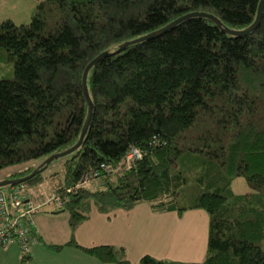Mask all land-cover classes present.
<instances>
[{
  "label": "trees",
  "instance_id": "16d2710c",
  "mask_svg": "<svg viewBox=\"0 0 264 264\" xmlns=\"http://www.w3.org/2000/svg\"><path fill=\"white\" fill-rule=\"evenodd\" d=\"M258 1L42 0L27 24L0 20V56L12 62V78L0 80V170L37 161L7 180L23 178L77 142L87 110L81 75L96 56L192 12L242 30ZM85 86L92 108L79 147L47 177L52 162L20 183L37 200L65 197L57 213L67 217L68 245L99 264H129L122 247L83 248L73 233L92 208L108 216L146 203L156 214H206L203 261L188 264H264V7L242 37L186 19L103 57ZM131 147L140 159L130 169L104 170ZM234 178L249 192L234 194ZM138 264L186 263L144 255Z\"/></svg>",
  "mask_w": 264,
  "mask_h": 264
},
{
  "label": "rangeland",
  "instance_id": "374dc122",
  "mask_svg": "<svg viewBox=\"0 0 264 264\" xmlns=\"http://www.w3.org/2000/svg\"><path fill=\"white\" fill-rule=\"evenodd\" d=\"M42 0H0V20H10L15 25H24L29 22L30 14L33 7ZM12 78V62L8 61L4 55L0 56V80L1 79H11ZM44 160V159H42ZM40 160V161H42ZM37 161L28 163L30 165H35ZM27 164V165H28ZM27 165H18L14 167H9L7 169L0 170V181L7 180L14 172H18L26 168ZM60 161L54 160L52 163L44 170L43 175L47 177L50 173L55 172L59 169ZM5 187H1L0 190H5ZM231 191L234 194H246L249 192L248 187L245 184V181L242 178H234L231 182ZM142 210L150 212L148 205L146 203L138 204L131 211L134 214L133 217L121 220L119 217L114 220V232L118 233L121 230L127 231L133 236L123 235L121 238L123 245L125 246V257L129 264H138V260L144 256L148 255L152 257L153 255H164L169 254L171 257L180 256L175 253H179L178 245L183 246L186 254L192 250L194 240H187V236L184 235V231L191 230V228H196L198 232L197 243L195 245L197 249L201 252L199 255L201 257L196 263H201L204 258L205 253V240H206V229H207V216L202 210H194L185 212L183 218L176 221V215L170 213L164 217L163 221H146L143 218ZM148 210V211H147ZM121 212V211H119ZM91 214H94V210L91 211ZM122 214L124 213H119ZM43 219V224L41 226L34 225V229L41 231L44 234V239L49 238L55 241H63V243L69 242L72 238L71 231L67 224V217L64 213H46L40 217ZM82 227L78 228V236L82 243H92L90 241L91 237L87 234L89 231L88 228H93V224L90 227H87L86 223H82ZM154 229V234L151 233V229ZM184 230V231H183ZM203 231V238H200V232ZM77 231H74V234ZM135 232V233H134ZM119 234V233H118ZM118 236V235H117ZM185 241H187L185 245ZM202 242L204 246L202 248ZM180 243V244H178ZM99 246V245H96ZM176 246V251H175ZM185 246V247H184ZM94 247V246H93ZM191 248V249H190ZM202 249V250H200ZM42 260L45 263H55L61 262L62 264H74L78 263V260H74L72 257L73 249H64L59 255L55 256V253H52L49 249H43ZM142 253V255L137 258V254ZM152 256H151V255ZM193 257V255H191ZM196 257V256H195ZM89 258H92L89 256ZM153 258V257H152ZM174 259V258H172ZM30 264L25 262V264ZM43 264V262H40ZM34 264V263H33Z\"/></svg>",
  "mask_w": 264,
  "mask_h": 264
},
{
  "label": "crops",
  "instance_id": "0c3cea01",
  "mask_svg": "<svg viewBox=\"0 0 264 264\" xmlns=\"http://www.w3.org/2000/svg\"><path fill=\"white\" fill-rule=\"evenodd\" d=\"M7 20V19H6ZM149 208V207H148ZM134 208H132L129 211H121L122 216H120L121 212L119 211H115L114 213L106 216L103 214L98 213L95 209H91V211L94 210V214H91V211L89 213L88 219L86 221H84V223H86L87 227H90L93 224V228H88L89 230H93V231H89L87 234L91 237L90 242L92 243H82V241H80V238L78 236V228L75 230L77 232H75V234L73 233V240L74 242L83 248H90L96 245H110V246H118V247H122L124 250L125 246L123 245L121 238L124 237L123 235L127 236L129 233L125 230H121L118 233H113L114 232V220L117 219V217H119L121 220L124 219H128L133 217L134 214H130L132 213L131 211ZM148 211V210H147ZM150 211V209H149ZM194 211V210H193ZM189 212V211H188ZM46 214V213H45ZM45 214H39L38 216H36L34 224L35 226H37V228H39L38 226H41V224H43V219H41L40 217L42 215ZM170 213H164V214H156V213H152L150 212H146L144 210H142V215L143 218L146 221H163L164 217H166V215H168ZM184 215V214H183ZM183 215L181 217H177L176 216V221L180 220L181 218H183ZM82 224H80L79 226H81ZM78 226V227H79ZM151 229V233L155 235L154 233V229ZM184 231V230H183ZM37 241L36 243L31 247L28 255H25L28 257L27 262H29L30 264H42L40 262H43V264H51V263H45L42 260V256H43V249H49L52 251V253H55L54 257H57L58 252L61 253L62 251H64V249H68L67 251H70L69 249H73L74 252H67V253H72V257L74 260H78V263H74V264H99L95 259L93 258H89V255L83 253L82 251L68 245V242L63 243V241H55L53 239H49L46 237V239H44V234L43 232L41 233V231H37ZM135 233V232H134ZM206 234H207V229H206ZM118 235V236H117ZM184 235L187 236V240H194L193 246L191 247L192 250H190L188 252V254H186V251L184 250L183 246L181 248H179L181 245H178V249L180 250L179 253H175L176 255L180 254V256H175V257H171L172 255L169 254H164V255H151L154 259H158V260H167V261H175V262H181V263H196L197 260H199V258L201 257V255H199V253H201L195 245V241L197 243V239L199 237L198 232L196 231V228H191V230H187L184 231ZM129 236H133V234H129ZM203 238V231L200 232V238ZM187 241H185V245H186ZM180 244V243H178ZM205 244H206V240H205ZM53 246V247H50ZM204 246V243L202 242V248ZM185 247V246H184ZM190 248V249H191ZM202 250V249H200ZM175 251H176V246H175ZM142 255V253L137 254V258H139ZM191 255H193V257H191ZM21 256H23L22 254H20L16 248L15 245L10 244L7 245L3 248H0V264H20V258ZM196 256V257H195ZM174 258V259H172ZM27 264V263H26ZM53 264H62L61 262H55Z\"/></svg>",
  "mask_w": 264,
  "mask_h": 264
},
{
  "label": "built area",
  "instance_id": "2783aa9c",
  "mask_svg": "<svg viewBox=\"0 0 264 264\" xmlns=\"http://www.w3.org/2000/svg\"><path fill=\"white\" fill-rule=\"evenodd\" d=\"M140 159V152L129 148L127 154L115 168L105 166L107 172L128 170ZM85 175L74 187L65 190L71 192L85 181ZM65 197L60 194L44 196L37 200L28 187L17 184L0 190V248L13 244L22 255H28L36 243L38 235L34 229V221L39 214L57 212L62 209Z\"/></svg>",
  "mask_w": 264,
  "mask_h": 264
},
{
  "label": "water",
  "instance_id": "95a60500",
  "mask_svg": "<svg viewBox=\"0 0 264 264\" xmlns=\"http://www.w3.org/2000/svg\"><path fill=\"white\" fill-rule=\"evenodd\" d=\"M263 7H264V0H259L258 4H257V7H256L255 17H254L253 22L248 27H246V28H244L242 30H230L228 28L222 27L220 25V22L218 20H216L211 15H208V14H205V13H199V12H192V13H188V14H185L183 16H180L177 19L173 20L172 22L168 23L167 25H165V26H163V27H161V28H159V29H157L155 31H152V32H150V33H148L146 35L140 36L138 38H135L133 40H130V41H127V42H124V43L120 44L117 47V49L111 54L102 53V54L96 56L92 61H90L87 64V66L84 68V70L82 72V75H81V90H82V94H83V97H84V100H85V103H86V106H87V110H86V117H85L84 122H83V124L81 126V130H80L77 142L72 147L68 148L67 150H65L63 152H60V153L52 154V155L48 156L47 158H45L43 160V162L41 164H39L37 166V168L34 169L32 172H30L27 176H25L23 178H19V179L0 181V188L1 187H5V186H13V185H17V184L22 183L23 181L31 178L32 176L37 174L39 171L44 169L53 160L65 157V156L71 154L74 150H76L79 147V145H80V143H81V141L83 139V136H84V134L86 132V128H87V125H88V122H89V119H90L91 108H92L91 102H90V100L88 98V95H87L86 86H85L86 74L89 71V69L93 65H95L100 59H102L103 57H106L107 55H112V54L119 53L120 51H122L128 45L139 43V42L151 39V38L159 37L162 34H164L166 31H168L169 29L173 28L178 23H180V22H182V21H184L186 19L192 18V17H200V18H205V19L209 20L210 22L215 24L224 34H226L228 36L242 37V36L247 35L249 32L253 31L256 28V26L258 25V22H259L260 15H261Z\"/></svg>",
  "mask_w": 264,
  "mask_h": 264
}]
</instances>
